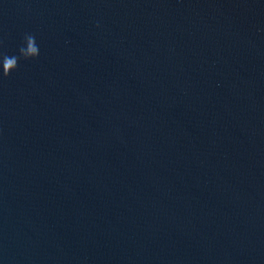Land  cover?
Returning a JSON list of instances; mask_svg holds the SVG:
<instances>
[{"label": "water", "instance_id": "95a60500", "mask_svg": "<svg viewBox=\"0 0 264 264\" xmlns=\"http://www.w3.org/2000/svg\"><path fill=\"white\" fill-rule=\"evenodd\" d=\"M0 264H264V0H0Z\"/></svg>", "mask_w": 264, "mask_h": 264}, {"label": "clouds", "instance_id": "9594fccd", "mask_svg": "<svg viewBox=\"0 0 264 264\" xmlns=\"http://www.w3.org/2000/svg\"><path fill=\"white\" fill-rule=\"evenodd\" d=\"M25 44L19 49V56H9L0 52V68H2L3 76L8 77L12 72L19 67V60L22 57L25 60L38 59L40 56V48L36 42V37L33 34H25Z\"/></svg>", "mask_w": 264, "mask_h": 264}]
</instances>
